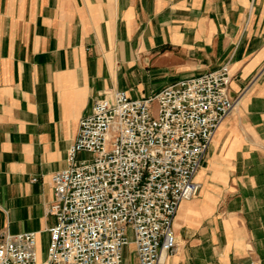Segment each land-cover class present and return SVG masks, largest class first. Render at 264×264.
<instances>
[{
	"label": "crops",
	"instance_id": "0c3cea01",
	"mask_svg": "<svg viewBox=\"0 0 264 264\" xmlns=\"http://www.w3.org/2000/svg\"><path fill=\"white\" fill-rule=\"evenodd\" d=\"M225 64L239 101L164 264H264V0H0V231H36L45 256L52 175L100 93L150 96Z\"/></svg>",
	"mask_w": 264,
	"mask_h": 264
},
{
	"label": "built area",
	"instance_id": "2783aa9c",
	"mask_svg": "<svg viewBox=\"0 0 264 264\" xmlns=\"http://www.w3.org/2000/svg\"><path fill=\"white\" fill-rule=\"evenodd\" d=\"M231 80L225 64L150 96L100 93L67 167L52 175L56 222L45 256L36 231H0V264H125L130 244L135 264H164L178 247V208L198 194L196 175L239 101Z\"/></svg>",
	"mask_w": 264,
	"mask_h": 264
},
{
	"label": "rangeland",
	"instance_id": "374dc122",
	"mask_svg": "<svg viewBox=\"0 0 264 264\" xmlns=\"http://www.w3.org/2000/svg\"><path fill=\"white\" fill-rule=\"evenodd\" d=\"M81 156H87L86 155V153H82L81 154ZM200 189H201V187H200ZM199 192H200V190H199ZM199 192H198V194H199ZM197 194V195H198ZM197 195H195L194 197H196ZM47 241H45V244H44V253L43 254H45V252H46V249H47ZM125 258L127 259V261L128 262H132V261H134V254H133V251H132V249H131V247H130V245H128L126 248H125ZM126 261V260H125ZM129 264H134V263H129Z\"/></svg>",
	"mask_w": 264,
	"mask_h": 264
}]
</instances>
